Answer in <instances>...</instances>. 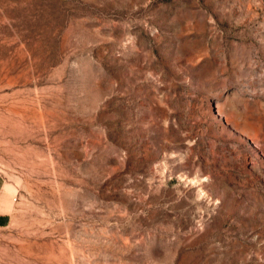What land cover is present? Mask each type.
I'll return each instance as SVG.
<instances>
[{
	"label": "rangeland",
	"instance_id": "374dc122",
	"mask_svg": "<svg viewBox=\"0 0 264 264\" xmlns=\"http://www.w3.org/2000/svg\"><path fill=\"white\" fill-rule=\"evenodd\" d=\"M0 264H264V0H0Z\"/></svg>",
	"mask_w": 264,
	"mask_h": 264
}]
</instances>
